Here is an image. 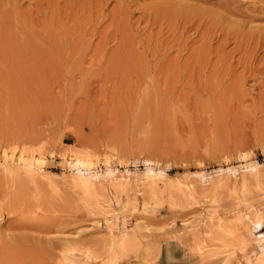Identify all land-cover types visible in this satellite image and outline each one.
Listing matches in <instances>:
<instances>
[{
  "label": "rangeland",
  "instance_id": "1",
  "mask_svg": "<svg viewBox=\"0 0 264 264\" xmlns=\"http://www.w3.org/2000/svg\"><path fill=\"white\" fill-rule=\"evenodd\" d=\"M259 8L0 0V264H161L162 245L180 264H219L197 249L206 213L264 219ZM22 153L42 168L27 172ZM75 154L91 162L84 192ZM107 217L130 249L112 252Z\"/></svg>",
  "mask_w": 264,
  "mask_h": 264
},
{
  "label": "bare ground",
  "instance_id": "2",
  "mask_svg": "<svg viewBox=\"0 0 264 264\" xmlns=\"http://www.w3.org/2000/svg\"><path fill=\"white\" fill-rule=\"evenodd\" d=\"M260 10L258 11V14L264 19V8H261ZM11 153L10 155L4 153V157L6 158L10 157L9 159H11L13 155ZM73 158L76 159V163L80 164V165L78 164L77 170L75 169L77 171L76 174L77 177L75 178V180L74 179L73 180L75 181V184L79 188L80 192H84L92 185L90 184L91 178L87 173L88 171H90L89 167H91V162L88 161L89 157L88 159H86L87 157L84 158L83 155L80 154H75ZM19 160L23 162V165L28 170L27 172H33V171L37 172L42 168V160L40 158L34 157L33 155H31V157L27 159L24 157L22 153L19 156L18 162ZM253 170H254L253 167H249V171H253ZM146 176L150 180L151 184L153 182L152 180L156 179L153 178L155 177V173L152 170H148ZM109 183L111 184V182ZM111 185H113V187L115 188L114 190H117L119 188V185L116 182L114 183L112 182ZM185 189L188 190L190 193L191 189L189 187H186ZM178 190L182 194L185 195L189 194L182 187H178ZM89 195H90L89 197H92L91 194ZM91 204H92L91 202L88 203V205ZM93 210L95 214L96 212L99 213V215L97 216H100V214L101 213L103 214V212H105L106 209L103 204H98L93 206ZM106 212L105 215H107ZM258 213L256 214L251 213V215L247 217L235 215L233 219H228L226 217H223V215L221 216L219 214H216V211L214 210L213 211L209 210L206 213L207 220L205 221L204 227L201 230V235L198 239L199 241L197 240L198 241L197 249L200 252V254H204V252L208 251L211 257L218 254L219 256L221 255V257L219 258L221 259L219 264H233L234 261L238 258L244 259V263L241 264H264V233L260 234L259 232V228L262 226L264 219L263 216H261ZM102 217H104V214L103 216L101 215V218ZM104 219L106 220V223H108L107 221L111 220L106 225L107 226L106 229H108V234L111 240L110 249L112 250V252L114 251V248H123V249L125 248L124 249L125 251L128 250V248L130 249L131 247L128 246L132 245L133 239L130 237V235L127 234V231L122 228L120 229L121 225L119 224L116 227V222L113 221L114 218L111 219L107 217ZM238 223L241 224L240 226L241 230L239 232H237V227H234V225ZM121 227H123V224ZM256 234H258V236ZM212 240L213 242L214 241L218 242V243L216 242L217 244H219L218 248L216 247V250H214V252H212L211 250L213 248L209 250L208 249L206 250L204 248L205 250H203V247L206 244V242ZM253 241L255 242V244H253ZM112 258L114 259V256H112ZM112 258H109L108 261L106 260L105 264H107L108 262L114 263Z\"/></svg>",
  "mask_w": 264,
  "mask_h": 264
},
{
  "label": "crops",
  "instance_id": "3",
  "mask_svg": "<svg viewBox=\"0 0 264 264\" xmlns=\"http://www.w3.org/2000/svg\"><path fill=\"white\" fill-rule=\"evenodd\" d=\"M160 258L161 264H180L183 262L184 259L181 251L177 250L171 245L161 246Z\"/></svg>",
  "mask_w": 264,
  "mask_h": 264
}]
</instances>
